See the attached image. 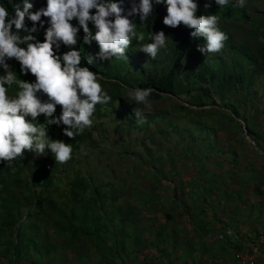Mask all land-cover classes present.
<instances>
[{
  "label": "rangeland",
  "instance_id": "1",
  "mask_svg": "<svg viewBox=\"0 0 264 264\" xmlns=\"http://www.w3.org/2000/svg\"><path fill=\"white\" fill-rule=\"evenodd\" d=\"M246 5L255 24L261 22L264 0H246ZM215 15L220 30L231 34L233 44L249 45L264 62V27L239 20L233 13ZM144 37L143 43L150 42ZM136 46L139 49L140 44ZM220 55L230 59L227 42L212 57ZM109 61L103 60L98 68L105 70ZM187 64L195 67V58L190 57ZM97 79L108 94L124 100L134 120V111H140L146 121L137 128L129 127L120 123L111 107L96 105L94 128L86 129L91 134L83 145L79 170H94L93 187L99 193L93 187L76 191L59 182L61 193L51 201L42 199L36 208L23 210L27 223L21 232L0 224V264H161L168 259L177 264L176 235L180 229L184 231V219L211 214L215 201H223L224 207L234 197L224 188L233 178H240L243 184H262L264 79L255 92L252 88V93L241 96L244 103L237 106L242 117H233L218 98L217 104L208 98L201 105L194 92L187 91L181 96L149 98L151 108H145L125 100L134 88L101 73ZM14 93L9 90L10 95ZM232 97L233 103L240 96ZM149 115L162 119L150 122ZM233 168L237 174L229 178ZM218 194L224 199H216ZM253 196L257 199L260 194L255 190ZM219 207L214 215L222 216ZM75 225H82L83 233L73 230ZM17 233L21 240L34 238L42 253L28 250ZM218 236L223 240V233Z\"/></svg>",
  "mask_w": 264,
  "mask_h": 264
},
{
  "label": "clouds",
  "instance_id": "2",
  "mask_svg": "<svg viewBox=\"0 0 264 264\" xmlns=\"http://www.w3.org/2000/svg\"><path fill=\"white\" fill-rule=\"evenodd\" d=\"M156 5H165L167 14L163 24L176 28L181 24L190 29L193 38L205 41L197 50L206 57L220 52L228 39L219 28V17L215 14L197 15V0H130L125 9L124 0H46V6L34 9V4L23 0V7L16 5L14 15L0 6V162L11 166L25 151L43 155L50 151L55 163L65 164L72 159L73 147L61 139L48 135V126L63 125V135L74 140L94 123L97 104H108L112 97L98 82L97 72L82 66L85 58L77 47L80 30L86 44L95 42L99 51L87 57V65L96 59L112 60L125 57L133 40L140 44L139 50L155 59L161 49H167V36L161 30L149 33L150 42L143 43V33L137 34L133 18L138 16L143 24L152 15ZM219 7L230 4V0H215ZM237 8H245L246 0H234ZM205 9L211 3L204 4ZM94 10V11H93ZM42 17L47 18L42 19ZM32 22L29 29L25 19ZM78 22L77 25L72 23ZM94 26L95 31L89 27ZM47 24V27H45ZM13 26L15 30H13ZM43 29L44 39L37 38ZM21 32H28L21 35ZM67 51L60 52L61 46ZM19 63L20 73L35 79H18L9 60ZM16 86L14 94L9 89ZM150 88L130 89L124 97L129 103L151 108ZM41 96H46L42 100ZM57 106L60 115L56 116ZM136 122L142 124L146 117L134 111ZM43 115L44 122H38ZM47 121V123H45ZM81 152H84L81 146Z\"/></svg>",
  "mask_w": 264,
  "mask_h": 264
},
{
  "label": "trees",
  "instance_id": "3",
  "mask_svg": "<svg viewBox=\"0 0 264 264\" xmlns=\"http://www.w3.org/2000/svg\"><path fill=\"white\" fill-rule=\"evenodd\" d=\"M34 4V11L40 7L46 6V0H29ZM138 3L139 0H136ZM234 0H230V4L225 7H219L215 4V0H197L199 5L197 15H211L217 13H233L235 17L242 21H250L257 27H264V16L259 17L261 22L255 24L257 20H252L247 14L248 7L237 8L232 6ZM211 3V7L205 9L204 4ZM19 5L22 9L23 0H0V6L8 9L10 15H14V8ZM125 9L130 7V0H124ZM94 11V10H93ZM167 14L165 5H156L152 15L143 24L140 23L139 17L133 18V22L137 25V34L143 33L149 37V33L163 31L167 36L169 45L167 49H161L160 55L155 59L148 56L145 58V53L137 49L135 40L128 50L125 57H113L109 61L105 70L99 69V63L103 62L96 59L91 65H87V57L95 56L99 51V47L95 42L86 44L83 41V30H80L79 41L77 47L80 49L85 60L82 66H88L98 74H104L106 77L115 80L131 88H150L152 93L149 98H159L163 95L179 96L181 93L194 92L198 103L204 105L205 99H211V104H217L216 98L223 102V107L228 109L233 117H242L237 103H244L243 95H248L256 88L260 81L264 79V62L253 53L249 45L233 44L230 40L231 34L226 33L228 39L225 41L228 44L230 59H226L222 55L205 56L197 50V45L205 43L202 37L193 38L190 36V29H187L182 24L179 27L172 28L163 24V17ZM42 19H47L42 17ZM72 23L77 25L78 22L73 20ZM25 25L29 29L32 22L27 18ZM47 27V24H45ZM89 27L95 31L94 26L89 23ZM13 30H15L13 26ZM28 32H21V35H27ZM39 40L44 39V31L40 30L36 34ZM63 45L59 50L61 53L67 51ZM190 57L195 58V67H190L187 62ZM12 71L18 79L33 81L35 78L31 75L24 76L20 73L19 63L9 60ZM0 74L2 69H0ZM264 84V80L262 81ZM260 84V85H262ZM264 87V85H262ZM253 88V90H252ZM9 90H17L14 85ZM230 91L227 95L226 91ZM252 90V92H250ZM239 93L235 102L230 99ZM112 101L107 105L119 117L120 123L126 124L129 127H138L136 120L132 118L129 108L124 100L116 94H109ZM181 96V95H180ZM42 100H46V96H41ZM254 101V99H249ZM56 116L60 115V106H57ZM148 121L154 122L162 119L160 115H149ZM245 119L247 120L246 116ZM38 122L43 123L44 117L41 115ZM146 121V120H145ZM47 123V121H45ZM173 125V124H171ZM63 125H49L48 135L52 139H61L66 143H70L73 147L72 159L65 164L55 163L54 157L50 151H46L43 155H36L33 152L25 151L24 157L17 158L11 166L6 162H0V224L9 229L20 228L25 226L27 221H23V210L28 212V209L36 208L42 199L51 201L53 196L61 193L57 187L59 182L65 183L70 189L87 191L96 185L94 170L87 171L79 170L81 160H84L81 146L84 145L90 132L84 131L82 135H78L74 140H70L63 135ZM94 128V125H93ZM249 132L255 134L253 129L248 128ZM86 145V144H85ZM84 145V146H85ZM58 172V173H56ZM60 173L64 175V179L60 177ZM96 193H99L97 186L93 187ZM132 218V217H131ZM77 218L74 222L78 221ZM73 230L83 233L82 225H75ZM21 232V231H20ZM18 235V240H21V234ZM26 243L28 250L39 251L42 253L41 245L34 241V238L21 240ZM33 243V246L30 243ZM122 245L123 242H121Z\"/></svg>",
  "mask_w": 264,
  "mask_h": 264
},
{
  "label": "crops",
  "instance_id": "4",
  "mask_svg": "<svg viewBox=\"0 0 264 264\" xmlns=\"http://www.w3.org/2000/svg\"><path fill=\"white\" fill-rule=\"evenodd\" d=\"M232 171L229 178L237 174L234 168ZM232 181L227 182L224 188L233 193V199H227L224 207L221 206L223 201L218 204L215 201V209L220 205L218 209L222 216L214 215V209L198 220L194 217L183 220L185 229H180L176 235L177 264H241L238 253L246 252L254 254L258 264H264V180L257 186L248 182L243 184L240 178ZM255 190L260 194L257 199L253 196ZM220 197L224 199L220 194L215 196L216 199ZM220 233L224 234L223 240L218 236ZM173 263L169 259L161 262Z\"/></svg>",
  "mask_w": 264,
  "mask_h": 264
},
{
  "label": "built area",
  "instance_id": "5",
  "mask_svg": "<svg viewBox=\"0 0 264 264\" xmlns=\"http://www.w3.org/2000/svg\"><path fill=\"white\" fill-rule=\"evenodd\" d=\"M241 264H258L256 256L250 252L238 255Z\"/></svg>",
  "mask_w": 264,
  "mask_h": 264
}]
</instances>
